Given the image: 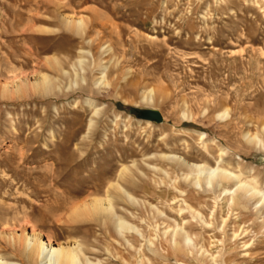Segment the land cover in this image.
<instances>
[{
	"label": "rangeland",
	"instance_id": "374dc122",
	"mask_svg": "<svg viewBox=\"0 0 264 264\" xmlns=\"http://www.w3.org/2000/svg\"><path fill=\"white\" fill-rule=\"evenodd\" d=\"M181 162L264 190V0H0V256L37 264L6 237L34 231L80 264H264V205Z\"/></svg>",
	"mask_w": 264,
	"mask_h": 264
},
{
	"label": "bare ground",
	"instance_id": "6f19581e",
	"mask_svg": "<svg viewBox=\"0 0 264 264\" xmlns=\"http://www.w3.org/2000/svg\"><path fill=\"white\" fill-rule=\"evenodd\" d=\"M65 19L67 20L68 23L70 24L73 23L79 28L84 26V21L80 17L76 18L75 20L70 17H66ZM81 61L82 60H78V63H81ZM20 85L22 84L15 83L13 85L14 91L19 92L20 91L19 89H22V86ZM48 85H49V78L46 74L40 73L39 75L34 76L32 81V87H34L35 89H38L39 87L40 89L47 90V87H49ZM2 89L3 92L6 93V91H8V84L4 83ZM87 102L91 104L89 101ZM147 109L158 111L155 108H147ZM227 115L228 113L226 110H223L217 114V116H223V117H227ZM199 136L201 139H203L205 137L204 132H199ZM246 136H248V134H246ZM221 151L223 152L222 149ZM181 164L193 170L192 173H190V176L187 177L186 179H188L194 185L201 187L202 184H205L207 186L208 185L218 186L222 183H226V184L230 183L231 187L221 189V192L223 194H231L232 192L231 190L233 188V190H237L241 192L243 195H247L248 197L251 198L256 197V202H255L256 205H264V190H261L258 187H256L254 181L250 177L247 178L246 176H243L241 172L240 173L236 172L228 168L227 166L226 167L216 166L214 168H210L205 163L188 164L185 162H181ZM106 199L104 200L106 201ZM86 206H88L89 209L101 210V211H108L109 209H111L109 202L106 203L103 202L102 198L101 199L93 198ZM115 222L117 228L120 230L123 228L133 229L131 225L127 224L121 218L116 217ZM22 233L23 234L19 236H15L13 234L11 235L7 234L6 237L8 238V241L11 238L13 245L15 239H17L18 249L20 253L25 255L27 258H31V260L36 261L37 264H80L77 254L78 247L76 244L73 243V244L62 245L60 243H54L49 238L46 237L44 238L39 234L35 233L34 231H27V232L24 231ZM173 235H176L178 238L190 240L189 236L187 235V232L182 227L178 228V230L175 231ZM0 264H22V263L14 260H8L0 256ZM86 264H97V263H93L87 259Z\"/></svg>",
	"mask_w": 264,
	"mask_h": 264
},
{
	"label": "water",
	"instance_id": "95a60500",
	"mask_svg": "<svg viewBox=\"0 0 264 264\" xmlns=\"http://www.w3.org/2000/svg\"><path fill=\"white\" fill-rule=\"evenodd\" d=\"M138 112L144 118H148V119L155 120V121L161 120V116H160L159 112L156 110L145 109V110H139Z\"/></svg>",
	"mask_w": 264,
	"mask_h": 264
}]
</instances>
